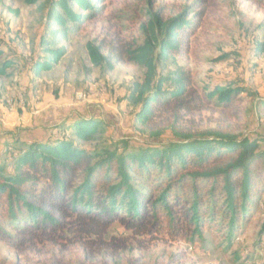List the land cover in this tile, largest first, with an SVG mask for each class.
Returning <instances> with one entry per match:
<instances>
[{"label":"trees","instance_id":"obj_1","mask_svg":"<svg viewBox=\"0 0 264 264\" xmlns=\"http://www.w3.org/2000/svg\"><path fill=\"white\" fill-rule=\"evenodd\" d=\"M22 1L28 6L50 3L39 40L42 56L31 67L39 76L61 62L66 49L57 42L87 18L71 5L90 14L94 5L90 0ZM251 1L264 9V0ZM216 5L217 0H194L170 14L147 9L138 28L141 43L111 44L107 55L102 47L87 45L95 67L112 69L126 60L144 70L142 83H135L125 97L136 108L134 124L141 134L158 137L161 131L150 128L166 113L175 140L138 147L120 141L87 149L82 144L104 133L103 121L95 118L64 123L71 126L74 141L53 138L58 126L45 140L13 138L12 172L0 164V241L16 248L37 241L80 242L118 222L136 237L188 243L208 237L227 248L233 245L258 213L264 195V148L255 139L193 134L177 127L184 117L203 111L205 101L230 108L248 93L231 80L210 89L200 83L203 97L190 71L176 63V58L189 55L195 35ZM257 51L264 52V45ZM16 66L0 47V77L9 78ZM259 100L264 108V99ZM263 236L264 220L259 240Z\"/></svg>","mask_w":264,"mask_h":264},{"label":"rangeland","instance_id":"obj_2","mask_svg":"<svg viewBox=\"0 0 264 264\" xmlns=\"http://www.w3.org/2000/svg\"><path fill=\"white\" fill-rule=\"evenodd\" d=\"M90 1L94 5L91 14L71 5L72 11L87 18L75 26L68 24L76 30L56 45L65 47L66 55L51 71L35 76L31 67L42 56L39 40L46 31L50 3L28 6L22 0H0V47L4 57L17 63L9 78L0 77V164L8 165L7 172H12L9 146L13 147V138L45 140L48 127L58 126L53 138L74 141L71 126L64 124L68 117L103 121L104 133L82 144L87 149L111 147L120 141L138 147L175 140L166 113L150 128L161 131L158 137L141 134L134 124L136 108L125 97L135 83H142L144 70L126 60L114 63L112 69L95 67L87 45L100 46L107 55L111 44L141 43L138 28L147 9L170 14L194 0H151V5L148 0ZM260 44L264 45V9L251 0H217L195 35L189 55L176 58V63L190 71L203 97L200 83L210 89L231 80L248 93L230 108L205 101L204 110L184 117L177 124L179 129L255 139L264 148V108L259 100L264 99V52L257 51ZM78 93L86 95L84 103L76 99ZM38 126L41 130L34 133ZM263 220L264 195L258 213L230 248L208 237L194 243L155 235L136 237L115 222L97 237L80 242L37 241L16 248L0 241V264H264V236L258 237Z\"/></svg>","mask_w":264,"mask_h":264},{"label":"crops","instance_id":"obj_3","mask_svg":"<svg viewBox=\"0 0 264 264\" xmlns=\"http://www.w3.org/2000/svg\"><path fill=\"white\" fill-rule=\"evenodd\" d=\"M70 120H71V118H70V117H68V118H67V121L69 122ZM51 128H52V127H48V130H49V131L47 130V131H48V133H47V135H45V137H48V136H50V133H51ZM42 129H43V128H42ZM39 130H41V129H40V127L38 126V129H37V131H36V130H33V131H34V133H36V132H38ZM39 136H42V135H39ZM18 138H19V137H18ZM37 138L39 139V137H37ZM21 141H24V140H21Z\"/></svg>","mask_w":264,"mask_h":264},{"label":"built area","instance_id":"obj_4","mask_svg":"<svg viewBox=\"0 0 264 264\" xmlns=\"http://www.w3.org/2000/svg\"><path fill=\"white\" fill-rule=\"evenodd\" d=\"M76 99L81 102V103H84L86 101V95L82 94V93H78L76 95Z\"/></svg>","mask_w":264,"mask_h":264}]
</instances>
